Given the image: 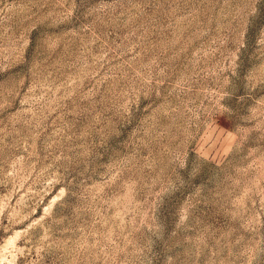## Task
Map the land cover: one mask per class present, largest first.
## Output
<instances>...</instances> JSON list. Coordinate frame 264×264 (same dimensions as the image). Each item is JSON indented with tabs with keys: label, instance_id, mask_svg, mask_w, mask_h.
Masks as SVG:
<instances>
[{
	"label": "rangeland",
	"instance_id": "rangeland-1",
	"mask_svg": "<svg viewBox=\"0 0 264 264\" xmlns=\"http://www.w3.org/2000/svg\"><path fill=\"white\" fill-rule=\"evenodd\" d=\"M0 264H264V0H0Z\"/></svg>",
	"mask_w": 264,
	"mask_h": 264
}]
</instances>
